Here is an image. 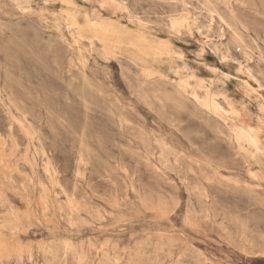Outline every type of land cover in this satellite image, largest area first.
Listing matches in <instances>:
<instances>
[{
    "label": "rangeland",
    "instance_id": "obj_1",
    "mask_svg": "<svg viewBox=\"0 0 264 264\" xmlns=\"http://www.w3.org/2000/svg\"><path fill=\"white\" fill-rule=\"evenodd\" d=\"M0 163V264H264V0H0Z\"/></svg>",
    "mask_w": 264,
    "mask_h": 264
},
{
    "label": "bare ground",
    "instance_id": "obj_2",
    "mask_svg": "<svg viewBox=\"0 0 264 264\" xmlns=\"http://www.w3.org/2000/svg\"><path fill=\"white\" fill-rule=\"evenodd\" d=\"M0 165H1V163H0ZM2 174L4 177H6L8 179L7 172L3 171ZM0 185H1V179H0ZM0 206L3 208V212L0 213V249H1L2 245L5 243L7 236L9 234L11 235L12 233H15L19 229V227L22 225L21 224L22 221H21V218L18 217V215H19L18 211L17 212L14 211L13 208H11V210L7 209L5 199L0 201Z\"/></svg>",
    "mask_w": 264,
    "mask_h": 264
}]
</instances>
